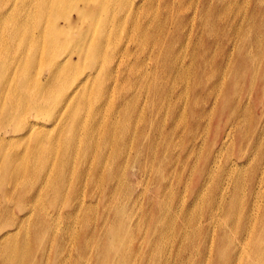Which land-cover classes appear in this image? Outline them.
<instances>
[{"label": "bare ground", "instance_id": "obj_1", "mask_svg": "<svg viewBox=\"0 0 264 264\" xmlns=\"http://www.w3.org/2000/svg\"><path fill=\"white\" fill-rule=\"evenodd\" d=\"M263 105L264 0H0V264H264Z\"/></svg>", "mask_w": 264, "mask_h": 264}, {"label": "rangeland", "instance_id": "obj_2", "mask_svg": "<svg viewBox=\"0 0 264 264\" xmlns=\"http://www.w3.org/2000/svg\"><path fill=\"white\" fill-rule=\"evenodd\" d=\"M132 48H134V46H132ZM132 60H134V59H132ZM259 115H261V114H263L264 113V105H263V107L262 108H260L259 109ZM49 124V123H48ZM237 146H233V147H230L228 150H227V148H225V154H224V156H227V155H233V153L235 152V150L237 149L236 148ZM221 157H223V156H221ZM223 161V160H222ZM251 167H248V169H250ZM185 175H186V173H185ZM259 176H261V175H259ZM256 188H260L258 185H256L255 186ZM262 188V187H261ZM264 189V188H263ZM138 190H140V188H138ZM248 190H249V188H248V186H244L243 187V195H245L247 192H248ZM264 191V190H263ZM230 193V192H229ZM182 194L184 195V196H186V197H188L189 198V196H190V194H189V191H183L182 192ZM259 198H262V199H259ZM259 198H257L258 199V206H260V205H264V192H263V195L261 194L260 195V197ZM261 200V201H260ZM260 202V203H259ZM15 213H17V211H15ZM18 214V213H17Z\"/></svg>", "mask_w": 264, "mask_h": 264}]
</instances>
